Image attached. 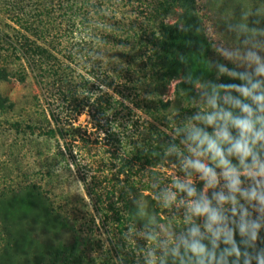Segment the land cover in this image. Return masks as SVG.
Wrapping results in <instances>:
<instances>
[{"label": "rangeland", "instance_id": "obj_1", "mask_svg": "<svg viewBox=\"0 0 264 264\" xmlns=\"http://www.w3.org/2000/svg\"><path fill=\"white\" fill-rule=\"evenodd\" d=\"M3 7L2 4L0 34L10 36L16 25L11 22L13 14ZM187 8L201 23L207 46L196 54L193 48L177 50L180 59L186 61L178 78L193 80L196 97L175 94L179 79L161 90V99L170 103L171 128L177 132H182L195 114L207 110L211 81L219 79L222 68L227 69L231 85L243 83L230 75L233 72L248 73L254 77L253 82L264 80L255 77L256 65L248 59L249 53H254L264 63V0H193ZM176 12L167 22L174 23L182 10L178 8ZM85 48L89 45L85 44ZM5 51L6 45L0 41V60ZM92 55V60L76 59L77 73L89 77L96 65L93 57L97 54ZM9 62L0 61V69H13L17 61L11 60V65ZM121 89L122 95L115 96L119 105L115 104L118 113L112 125L122 124L114 127L116 138L122 141L112 143L90 119L87 108L70 120L65 118V110H57L58 101L52 110L59 113L60 120L52 121L43 91L30 73L25 82L0 78V97L13 105L11 110H0V264H77L78 260L80 264H149L150 260L153 264H195L194 257L181 259L177 252L173 253L193 226H199L203 235L210 234L203 218L192 217L187 222L189 198L175 188L177 179H187L181 166L183 156L188 154L186 145L178 147L174 157L168 151L171 158L141 168L143 162L134 159L139 145H129L123 133L128 121L137 122L142 130L137 116L149 119L135 107V103L143 106V100L138 99L149 88L138 85L130 91L136 96H126L129 91ZM32 123L41 129L31 132L26 126ZM56 124L67 131L65 140L41 134L56 128ZM127 161L133 171L129 174L121 172ZM242 177V192L253 188L264 192L256 180ZM192 180L195 186L200 183L204 191L198 174L193 173ZM148 181L156 192L143 191V196H149L146 199L139 193L141 183ZM131 184L136 190L128 196L134 214L123 206L125 199L121 198ZM219 188L227 194L223 181ZM166 191L177 193L175 201L165 203ZM5 192L8 194L3 195ZM212 192L207 191L209 198ZM112 203L118 213L109 210ZM222 207L224 219L214 231L247 223L261 225L264 220V200L260 198L247 199L237 193L234 206ZM151 219L154 226H150ZM209 252L213 253L211 264H228L218 252ZM204 264H209L207 258Z\"/></svg>", "mask_w": 264, "mask_h": 264}, {"label": "trees", "instance_id": "obj_2", "mask_svg": "<svg viewBox=\"0 0 264 264\" xmlns=\"http://www.w3.org/2000/svg\"><path fill=\"white\" fill-rule=\"evenodd\" d=\"M190 3L193 0H0V6L3 4V8H8L6 12L13 14L11 22L16 25L12 35L0 34V41L6 45V54L0 61L3 64L17 61L13 69L1 67L0 78L25 82L30 73L43 91L44 104L52 121L60 120L59 113L52 110L58 101L57 110H65L64 116L70 120L87 108L90 119L112 143L122 141L114 132V127L120 128L122 124L112 125L118 113L115 104L119 105L115 96L122 95V87L129 91L126 96H136L137 93L130 91L138 85L149 88L138 99L143 100V106L135 103L149 119L137 116L142 130L137 122L128 121L123 125V137L129 145H139L134 159L143 162L141 168L152 167L174 157L175 152L170 157L168 151L174 146L178 149L185 138L183 132L171 128L170 103L161 99V90L173 79H179L174 89L176 95L196 97L198 94L192 79L178 78L186 61L180 59L177 50L193 48L196 54L207 46L201 23L196 15L188 12ZM178 8L182 12L178 13L177 20L167 22ZM85 44L89 45L88 49ZM93 52L97 54L93 57L96 65L89 77H84L74 67L76 59L92 60ZM211 82V87L231 85L226 72ZM12 108L6 98L0 97V110ZM26 128L33 132L41 126L32 123ZM41 134L62 140L67 137V131L59 125ZM123 171L133 172L129 161L122 165ZM141 185L140 197L149 199L142 195L145 190L156 192L150 181ZM200 185L195 186L198 193ZM135 191L131 184L121 196L125 199L123 206L131 214L135 210L128 196ZM108 208L118 213L113 203ZM150 222V226H154L155 221L151 219ZM222 232L223 235L215 240L211 234H201L202 243L209 251L218 252L228 264H264V220L261 225H233ZM177 254L181 259L193 258L182 244L178 245ZM80 263L78 260L77 264Z\"/></svg>", "mask_w": 264, "mask_h": 264}, {"label": "clouds", "instance_id": "obj_3", "mask_svg": "<svg viewBox=\"0 0 264 264\" xmlns=\"http://www.w3.org/2000/svg\"><path fill=\"white\" fill-rule=\"evenodd\" d=\"M248 59L256 65L255 77H264V63L260 57L249 53ZM221 71L227 72V69ZM230 75L243 83L213 85L206 102L207 110L195 114L181 130L188 153L183 156L181 166L187 179L175 181V188L189 198L187 222H191L192 217L203 218L204 228L214 240L223 235L219 228L214 231L224 219L222 206H234L237 193L247 199L264 200V192H258L257 188L243 192L240 188L241 177L247 176L256 180L258 188L264 189V80L253 82L254 77L248 73L233 72ZM170 151L177 149L174 146ZM193 173L204 182V191L198 193L192 180ZM221 181L227 194L219 188ZM208 190H213L211 198L207 195ZM176 195L172 191L163 193L165 203L175 201ZM202 240L199 226H193L187 237H181L179 244L195 258V264H204L206 258L211 264L213 253ZM177 251L178 248H173L174 254Z\"/></svg>", "mask_w": 264, "mask_h": 264}]
</instances>
